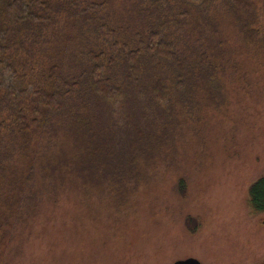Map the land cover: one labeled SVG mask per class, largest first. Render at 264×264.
<instances>
[{
    "label": "trees",
    "instance_id": "trees-1",
    "mask_svg": "<svg viewBox=\"0 0 264 264\" xmlns=\"http://www.w3.org/2000/svg\"><path fill=\"white\" fill-rule=\"evenodd\" d=\"M262 69L264 0H0V205L48 197L68 209L57 226L133 247L156 173L138 167L177 124L260 99ZM100 164L125 171L102 186L84 175ZM251 193L264 210V179ZM15 234L0 223V248Z\"/></svg>",
    "mask_w": 264,
    "mask_h": 264
},
{
    "label": "rangeland",
    "instance_id": "rangeland-1",
    "mask_svg": "<svg viewBox=\"0 0 264 264\" xmlns=\"http://www.w3.org/2000/svg\"><path fill=\"white\" fill-rule=\"evenodd\" d=\"M259 83L263 94L256 102L234 97L225 115L211 108L188 126L177 124L160 154L138 165L142 176L156 173L145 201L150 213L141 217L139 230L128 231L136 247L104 224H84L81 231L57 226L68 209L51 198H11L0 205V223L17 221V234L3 242L0 264H171L190 257L202 264H264V212L249 199L252 184L264 176V79ZM124 171L100 164L84 175L96 181L99 174L107 186ZM85 188L90 195L103 193L94 185ZM37 208L40 219L22 225L18 215Z\"/></svg>",
    "mask_w": 264,
    "mask_h": 264
},
{
    "label": "water",
    "instance_id": "water-1",
    "mask_svg": "<svg viewBox=\"0 0 264 264\" xmlns=\"http://www.w3.org/2000/svg\"><path fill=\"white\" fill-rule=\"evenodd\" d=\"M171 264H202L198 259L190 257L187 259L177 260Z\"/></svg>",
    "mask_w": 264,
    "mask_h": 264
},
{
    "label": "flooded vegetation",
    "instance_id": "flooded-vegetation-1",
    "mask_svg": "<svg viewBox=\"0 0 264 264\" xmlns=\"http://www.w3.org/2000/svg\"><path fill=\"white\" fill-rule=\"evenodd\" d=\"M261 179H264V176H262V177H260V178H257L256 180H255V182L254 183H256V182H258L259 180H261ZM254 183L252 184V187L254 186ZM252 187H251V189H252ZM251 189H250V195H249V199H250V204H252L253 203V199H254V196L252 195V193H251ZM263 207V206H262ZM263 212H264V210H262ZM262 223L264 224V219L262 220Z\"/></svg>",
    "mask_w": 264,
    "mask_h": 264
}]
</instances>
